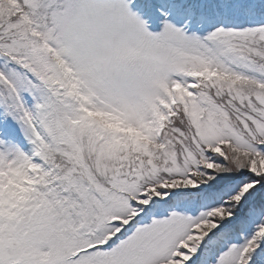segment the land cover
<instances>
[{"label": "snow or ice", "instance_id": "obj_1", "mask_svg": "<svg viewBox=\"0 0 264 264\" xmlns=\"http://www.w3.org/2000/svg\"><path fill=\"white\" fill-rule=\"evenodd\" d=\"M0 264H264V0H0Z\"/></svg>", "mask_w": 264, "mask_h": 264}]
</instances>
